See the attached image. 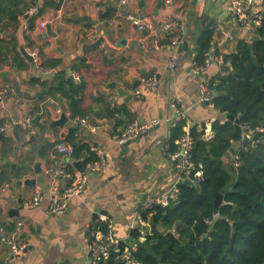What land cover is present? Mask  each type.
<instances>
[{
  "label": "crops",
  "instance_id": "crops-1",
  "mask_svg": "<svg viewBox=\"0 0 264 264\" xmlns=\"http://www.w3.org/2000/svg\"><path fill=\"white\" fill-rule=\"evenodd\" d=\"M33 5L40 7L37 15L29 13ZM60 8L61 20L49 25L51 32L48 25L38 26L41 19ZM255 9L264 12V0H256ZM126 12L157 23L175 13L183 17L185 31L176 47L174 67L167 65L172 52L169 37L161 34L155 44L152 36L126 18ZM24 24L27 30L22 28ZM254 28L238 24L228 13L225 0H172L170 5L166 0H129L123 7L116 0H0V91L7 88V97L0 103V228L7 232L17 221L23 222L21 238L27 246L18 264H92V236L85 233L94 214V224L112 222L118 243L134 242L130 236L133 229L140 231L143 240L149 233V222L140 223L135 215L137 205L148 196H158L178 178L168 153L175 115L171 105L184 111L188 128L212 131L213 121L226 120L210 103L202 101L200 84L229 72L220 69L223 63L215 60L220 55H214L213 49L220 54L234 52L239 40L252 41ZM204 30L212 31V48L206 52L210 61L197 73L193 65L201 68L204 62H195V45ZM20 46L38 52L41 69L23 57ZM17 57L23 59L24 68L17 67ZM52 60H58L57 64L52 65ZM59 74L69 78L78 90L74 97L80 114H73L69 99L59 91H50ZM151 74L157 77L156 88L139 96L133 94V83L137 81L136 89H140L141 78ZM32 79L46 82L47 87L43 89ZM113 81L117 85L111 88ZM120 86L125 95L117 91ZM67 89L71 90L68 83ZM63 108L66 123L52 126ZM26 116L31 118L29 134L23 125L15 133L14 124ZM76 116L87 119L93 129L77 122ZM152 118L159 123L136 136L120 156L114 136L132 120ZM72 131L74 140L103 158L107 168L104 173L85 170L83 191L69 199L63 214L56 215L47 211L51 182L55 179L59 187L67 183L56 170L65 167L79 171L74 164L77 161L85 165V154L68 159L53 150L59 140L71 143ZM236 139L224 158L226 163L234 158L235 148L246 142L242 131L237 132ZM36 164L38 173L34 171ZM24 177L35 178L43 193L42 203L32 208L25 202L35 185L13 183ZM11 209H19L18 214H11ZM8 252V246L0 243L1 264Z\"/></svg>",
  "mask_w": 264,
  "mask_h": 264
},
{
  "label": "trees",
  "instance_id": "trees-1",
  "mask_svg": "<svg viewBox=\"0 0 264 264\" xmlns=\"http://www.w3.org/2000/svg\"><path fill=\"white\" fill-rule=\"evenodd\" d=\"M251 33H254L252 41L239 40L232 53L220 54L213 49V54L220 55L232 69L206 80L211 93L209 103L226 120L212 122L213 137L209 140L202 136L204 129L189 128L194 139L192 160L203 165V180L199 184L182 181L175 201L140 211L143 221L160 222L165 230L173 232L178 242L160 231L147 233L140 240V231L131 230L130 236L136 243L131 257L138 264H264V15ZM211 41V30L198 35L195 45L198 65L204 62L206 52L211 51ZM14 61L17 67H25L22 58ZM31 81L43 89L47 87L44 81ZM67 83L71 90H66ZM52 90L69 99L74 115L80 114L74 97L78 90L69 78L59 74ZM37 97L41 98V94ZM185 126V119L173 125L168 153L176 150L175 140L184 133ZM244 127L252 130V137L235 148L234 158L227 165L224 158L230 154L237 132ZM73 135L72 131L75 159L82 154L86 155L85 163L99 159L87 145L76 142ZM217 192L222 193L223 201L218 208L219 217L211 225ZM100 224L104 226L98 221L94 227ZM126 244L120 242L118 253L96 264H118L117 256Z\"/></svg>",
  "mask_w": 264,
  "mask_h": 264
},
{
  "label": "built area",
  "instance_id": "built-area-1",
  "mask_svg": "<svg viewBox=\"0 0 264 264\" xmlns=\"http://www.w3.org/2000/svg\"><path fill=\"white\" fill-rule=\"evenodd\" d=\"M129 0H116L119 7L126 6ZM166 3L170 5L172 0H166ZM256 0H225V6L234 20L240 24L242 27L251 24L253 27L260 25L262 17L264 15L263 10L255 9ZM40 7L38 5H33L29 9L31 15H37L39 13ZM61 8L54 14H50L48 17L41 19L38 22L40 28H45L47 25L54 24L61 20ZM126 18L139 30L148 33L152 36L157 44L158 38L161 34L167 35L168 46L172 49L171 54L167 60V65L169 67H174L177 63L176 47L184 36L185 23L183 17L179 13L173 14L167 20L157 23L152 19L142 16L135 12H126ZM23 29L27 30L28 25L24 24ZM217 30V29H216ZM219 30V29H218ZM226 35V34H225ZM89 36L93 37L94 33L90 30ZM32 59V63L36 68L41 69L42 63L39 54L34 49H27L26 51ZM218 63H223L221 56L214 57ZM209 55L206 54L204 64L200 67L193 65V70L199 72L203 69V66L209 64ZM194 63V62H193ZM195 64V63H194ZM142 88L135 89L133 94L139 96L142 92H149L156 88L157 77L155 74L148 76H143L141 78ZM200 92L202 101L209 103L211 99V93L207 88V84L202 82L200 84ZM7 88L0 91V103H2L7 97ZM171 107L175 110L174 118L172 119L173 125L185 119V113L183 110L177 108L175 104ZM30 116H26L20 123L25 128L26 135L29 134ZM75 120L90 129H93L89 121L82 117H75ZM225 120H222L223 123ZM159 123V120L152 118L147 121L142 120H132L124 131L120 134H116L114 139L116 143L122 144L125 141L133 140L136 136L141 133L147 132L152 129L155 125ZM27 129V131H26ZM261 130V129H260ZM243 137L245 139H251L252 130L248 127H244L242 131ZM203 138L209 140L213 137L212 131H204ZM232 141V140H230ZM177 148L175 151L169 153L171 161L175 162L177 177L175 183L168 189H165L158 196H148L142 203L138 204L135 210L136 217L141 221L140 223H147L142 220L140 211L146 209H152L156 204L167 205L170 201H175L179 193L178 184L185 179H189V183L199 184L203 180V165L201 163H196L192 160V152L194 149V139L189 132L187 126L184 127V133L175 140ZM53 150L58 155H63L68 159H73V145L72 143L59 140L54 143ZM236 158V157H235ZM237 164V162H235ZM84 171H71L65 167H61L56 172H59L67 181L64 187L58 186V181L52 180L50 186V202L47 206V211L52 214L61 215L65 212L69 199L79 194L83 191L86 182L87 175L85 170L96 173H104L106 171L107 165L103 158L99 157L98 160L89 161L85 163ZM43 193L41 191L40 185H35L33 189V194L31 198L25 202V206L28 208L35 207L42 203ZM151 214V213H150ZM103 222V221H102ZM104 226L98 225L93 226L91 231L92 236V259L91 263L96 264L101 261L106 260L112 253H118L119 243L115 238L113 224L111 221L103 222ZM23 229V222L17 221L13 228L7 232L3 228H0V243H5L8 246V256L4 264H18V258L26 249V242L21 238V231ZM136 250V243L130 242L127 246L123 248L121 253L117 256L119 262L122 264H138L132 257V251ZM55 264H63L61 262H56Z\"/></svg>",
  "mask_w": 264,
  "mask_h": 264
},
{
  "label": "water",
  "instance_id": "water-1",
  "mask_svg": "<svg viewBox=\"0 0 264 264\" xmlns=\"http://www.w3.org/2000/svg\"><path fill=\"white\" fill-rule=\"evenodd\" d=\"M47 27H48V28H47V29H48L47 31H48V32H51L50 26L48 25ZM57 33H59V31H58ZM57 33L52 34V35H53V36H56ZM19 50H20V52L22 53L23 57H25V58H26L28 61H30V62L32 61L31 57H30L29 54L24 50V47H23V46H20V47H19ZM220 69H221L222 71H230V70H231V69H230V66H229L228 64H225V63H223V64L220 65ZM113 82H114V83H113ZM113 82H111V84H112V86H110L111 88H114V87L117 85V82H116V81H113ZM131 88H132L133 91L137 88V81L133 83V85H132ZM117 91H118L121 95H125V94H126L125 89H124L123 87H121V86L117 88ZM216 94H218V93L216 92L215 95H216ZM204 103H208V102L204 101ZM67 119H68V117H67V115L65 114V108H63V109H62V113L60 114V117H59L58 119L52 121V126H53V125H55V126L63 125L64 123H66ZM21 127H22V124H21V123H19V122L15 123V124H14V132H15V133H18L19 130L21 129ZM131 142H132V140H128V141L123 142L122 144H119V148H120V150H119V154H120V156H121V155L127 150L128 146H129V144H130ZM74 164L77 166V169H78L79 171H84V168H85L84 164H82V163L79 162V161L75 162ZM173 164L175 165V162H174V161H173ZM34 171H35L36 173L40 172V168H39V165H38V164H36V165L34 166ZM184 182H185V183H189V179H185ZM13 183H16V184H18V185H20V184H24V185H27V186H32V185L34 186L35 183H36V179H35V178L24 177L22 180H15V181H13ZM222 201H223V195H222V193L217 192L216 197H215V199H214V203H213L214 217H213V219H212L211 225H213V224L215 223V221H216V220L218 219V217H219V214H218V208H219V206H220V204H221ZM178 203H179V202H177L176 204H178ZM19 209H20V207H19ZM19 209H11V210H10V213H11V214L13 213V215H17ZM96 217H97V215L94 214V215H93V218L91 219V223H90V225L87 227V231H86L85 235H86L87 237H89V238H90V236H91V231H92V229H93V224H94V221H95V218H96ZM148 226H149V233H150V234H151V233H154V232H156V231H160V232L165 233V235H166L167 237H169L172 241H174V242H178V239H177V237L173 234V232L170 231V230H165V228L162 226V224H161L160 222L154 223V222L150 221V222L148 223ZM89 243H90V245H92V241H91V239L89 240ZM24 251H25V250H24ZM118 264H122V263L119 262ZM161 264H164V263H161Z\"/></svg>",
  "mask_w": 264,
  "mask_h": 264
}]
</instances>
